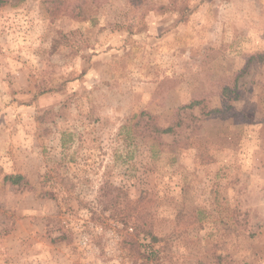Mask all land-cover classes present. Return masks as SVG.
<instances>
[{"label": "rangeland", "instance_id": "obj_1", "mask_svg": "<svg viewBox=\"0 0 264 264\" xmlns=\"http://www.w3.org/2000/svg\"><path fill=\"white\" fill-rule=\"evenodd\" d=\"M0 264H264V0H4Z\"/></svg>", "mask_w": 264, "mask_h": 264}, {"label": "trees", "instance_id": "obj_2", "mask_svg": "<svg viewBox=\"0 0 264 264\" xmlns=\"http://www.w3.org/2000/svg\"><path fill=\"white\" fill-rule=\"evenodd\" d=\"M4 0H0V4H2ZM243 73V71H242ZM62 85V84H61ZM53 88L44 89L39 91L38 94H44L46 92L52 91ZM225 90V88H224ZM225 93V91H224ZM200 100H195L191 104H188L181 108V110L187 108H193L194 106L200 104ZM215 110V109H214ZM206 114H210L211 111H205ZM180 125V122L177 123V126ZM163 133H174L176 131L175 125L171 124L168 127H164L160 129ZM7 179L12 180L13 183H18L20 179H22L21 175L8 176ZM127 193L124 192L123 188L114 184L113 182L106 180L101 184L99 189V204L103 206L106 210H114L117 212L123 213V203L126 200V204L129 206V210L135 213V222H133V234L129 236L128 240H125V244L129 245L131 249L138 250L142 246L141 239L149 240L150 245L158 243L162 240L157 234H155L153 230V223L146 219V213H144L143 208L141 207L143 202L146 199V195L140 196V198L136 200H130L126 197ZM63 237H59L61 239ZM150 259V258H149Z\"/></svg>", "mask_w": 264, "mask_h": 264}]
</instances>
